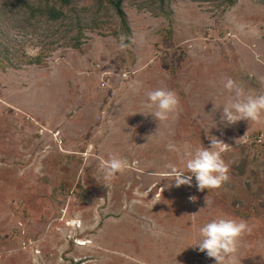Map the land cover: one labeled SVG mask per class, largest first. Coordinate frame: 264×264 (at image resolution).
Returning <instances> with one entry per match:
<instances>
[{"label": "rangeland", "instance_id": "1", "mask_svg": "<svg viewBox=\"0 0 264 264\" xmlns=\"http://www.w3.org/2000/svg\"><path fill=\"white\" fill-rule=\"evenodd\" d=\"M111 1L75 0L63 10L66 19L52 24L38 17L28 26L24 15L7 16L25 26L8 29L3 42L20 65L14 70L31 83L24 106L33 111L23 123L0 114V264H216L193 245L200 227L219 217L251 227L238 264H264L262 178L229 167L226 184L201 192L175 187L167 168H185V144L210 146L211 125L222 121L231 98L224 78L236 80L239 72L253 82L249 71L264 75V0H122L129 30ZM122 34L130 44L123 51ZM75 41L79 48L71 47ZM38 54L40 64L23 65ZM132 81L140 82L138 93L128 88ZM158 87L174 90L181 102L160 125L139 113L147 111L145 93ZM118 140L123 147L110 151ZM141 142L145 149L136 150ZM224 152L229 165L238 157ZM110 154L128 167L106 182L99 164Z\"/></svg>", "mask_w": 264, "mask_h": 264}, {"label": "clouds", "instance_id": "2", "mask_svg": "<svg viewBox=\"0 0 264 264\" xmlns=\"http://www.w3.org/2000/svg\"><path fill=\"white\" fill-rule=\"evenodd\" d=\"M128 39L125 35H120L118 48L121 51L130 47L129 43H125ZM221 83L222 88L231 94V98L222 105V122L226 125H234L241 120L261 121L264 116V93L251 94L231 77L224 78ZM128 88L138 93L141 84L139 81H132ZM145 96L143 107L147 111L139 113L146 116L151 114L158 120L159 125L174 118L180 111V98L174 90L158 87L147 91ZM219 108L220 106L218 107L214 102L213 111ZM208 138L210 146L207 148L201 146L193 150L191 145H184V154L187 157L184 169L171 163L167 165L168 176L171 181H174L175 187L192 186V180L195 177L196 187L202 192L205 189H219L230 180L229 164L223 159V152L229 145L215 136L209 135ZM167 148L169 151H178L172 143H169ZM127 167L128 161L116 154H110L107 159H101L99 164V170L106 182L113 180L117 174L123 173ZM104 185L108 187L107 183ZM205 199L207 204V198ZM189 200L194 203L197 197L190 196ZM249 232L251 227L247 221L219 217L200 227V239L193 246H197L200 252H205L207 257L214 258L216 264H238L237 253L240 240Z\"/></svg>", "mask_w": 264, "mask_h": 264}, {"label": "crops", "instance_id": "3", "mask_svg": "<svg viewBox=\"0 0 264 264\" xmlns=\"http://www.w3.org/2000/svg\"><path fill=\"white\" fill-rule=\"evenodd\" d=\"M15 72L16 70L14 69H7L6 71H2L0 69V87H1L0 114L2 113L6 114L5 111L11 113L12 116L13 114H16L19 119L17 121L19 123L21 122L23 123L24 118L29 116L30 112L33 111V110L32 111L28 110V108L24 106L25 104H27V101L25 98H26V93L29 91L27 90L29 89L27 86H29L31 83L27 79L26 80L21 79L22 73L18 74L19 72H16V73ZM25 74H27V72H25ZM25 74L23 73L24 77H25ZM249 75L252 76L253 82H248L247 80H244L242 77L243 75L242 76L239 75V72H237L236 81L238 83L240 81H244L241 83H246V84H243L245 86L244 88L246 89L247 92L251 94L264 93V75L262 74L258 75L251 71H249ZM103 89H105V87H103ZM94 91L95 93L93 95L96 96L99 94L101 90L99 91L98 89ZM15 95H18L20 98L22 97L23 100L19 99L18 96L16 98ZM12 109L15 111H13ZM211 126L213 127L215 131L214 136L222 140L227 145H229L226 148L227 152H224V153L225 154L228 153L229 155H231L230 152L238 154V157L236 159L235 158L231 159L229 167H232L235 170H236V167H239L241 169V172L238 170L236 171L238 176L244 175V173L242 172L245 171V175L246 173L252 176L256 175L257 177H260L262 178V180H264V154L260 153L261 155L259 156L251 152L249 153L247 150V146H244L242 144L244 137L248 135H254L264 130V116H262L260 122L241 120V121H238L234 125H226L225 122L221 121V122H213V125ZM111 131H112V128H111ZM162 133L163 132L160 131V128L159 129L157 128V132L156 133L154 132V135L160 136V134ZM160 138L153 139L152 143L153 141L156 143V144L154 143L153 145H156V146L160 145L159 142L162 140ZM237 140H238V143H237ZM119 142L120 140H118L117 143L109 142V144H111V146L109 147L111 149L110 151L117 150V148H120V147L122 148L123 143L120 145ZM143 144L144 143L142 142L140 144H137L138 146L136 150L145 149L144 148L145 146H143ZM117 145L118 147H116ZM155 181H156L155 178H153V183H155ZM143 193L145 192L143 191Z\"/></svg>", "mask_w": 264, "mask_h": 264}, {"label": "trees", "instance_id": "4", "mask_svg": "<svg viewBox=\"0 0 264 264\" xmlns=\"http://www.w3.org/2000/svg\"><path fill=\"white\" fill-rule=\"evenodd\" d=\"M10 3H2L0 6V65L9 66L13 69H19L20 65H16L15 62H11L9 55V48L4 45L3 41H6V32L8 29H19V31L26 32L25 26L20 25L17 18H13L9 21L7 16L9 14L24 15V20L26 25H30L32 20L37 21L38 17L43 18L48 24L58 23L64 21L65 12L64 9L70 7L75 0H9ZM32 1L33 4L30 2ZM122 0H112L111 3L115 9L116 14L120 17L121 22L124 27L128 29L125 21V15L121 9ZM229 3L234 4V0H229ZM58 4V8L55 6ZM35 5V6H34ZM39 20V19H38ZM41 21V20H40ZM14 23L15 25L9 27V23ZM32 31L35 33L39 29L38 26L32 25ZM55 32V31H54ZM45 37H51L53 33L47 28L45 31ZM51 33V34H50ZM10 44V43H9ZM4 45V46H3ZM79 42H74L71 47L79 48ZM40 64V54L35 58H29L23 65H38ZM2 70L5 68L1 67Z\"/></svg>", "mask_w": 264, "mask_h": 264}, {"label": "built area", "instance_id": "5", "mask_svg": "<svg viewBox=\"0 0 264 264\" xmlns=\"http://www.w3.org/2000/svg\"><path fill=\"white\" fill-rule=\"evenodd\" d=\"M126 76H127L126 74L123 75V77H125V78H126ZM101 86L104 87L105 84L103 83V84H101ZM58 135H59L58 132L53 133V138H54V141L58 145H61L62 141ZM262 137H264V130L254 134V135H248V136L244 137L242 144L247 145V146L258 147V148L264 149V139H261ZM224 151H226V149ZM192 185H196L195 177H193Z\"/></svg>", "mask_w": 264, "mask_h": 264}, {"label": "bare ground", "instance_id": "6", "mask_svg": "<svg viewBox=\"0 0 264 264\" xmlns=\"http://www.w3.org/2000/svg\"><path fill=\"white\" fill-rule=\"evenodd\" d=\"M74 224V222L72 223V222H70L69 223V225H73ZM76 224V223H75ZM67 225V224H66ZM75 226H77V225H75ZM89 242H82V241H80V242H77V244L79 245V246H85V245H87Z\"/></svg>", "mask_w": 264, "mask_h": 264}]
</instances>
